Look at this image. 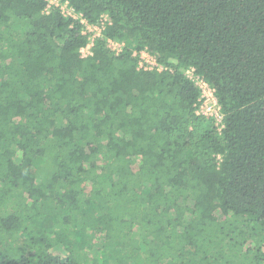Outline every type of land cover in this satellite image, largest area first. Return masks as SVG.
<instances>
[{"label":"trees","instance_id":"trees-1","mask_svg":"<svg viewBox=\"0 0 264 264\" xmlns=\"http://www.w3.org/2000/svg\"><path fill=\"white\" fill-rule=\"evenodd\" d=\"M63 1L110 17L91 56L47 0H0V264H173L217 234L264 264V0Z\"/></svg>","mask_w":264,"mask_h":264},{"label":"built area","instance_id":"built-area-1","mask_svg":"<svg viewBox=\"0 0 264 264\" xmlns=\"http://www.w3.org/2000/svg\"><path fill=\"white\" fill-rule=\"evenodd\" d=\"M51 9H59L65 17H71L73 20H77L83 26V34L89 37V44L82 48L81 54L83 57H88L93 54L92 47L94 46L97 38L103 37V32L106 29V25L109 21L108 15H102L100 20L96 24H91L81 14H77L74 9L70 7L68 1L63 0H47L46 12L49 13ZM107 48L116 56L120 55L126 48L125 42H118L112 39H106ZM139 67L144 70H153L155 68L163 69L152 56L147 52H142L139 60ZM186 76L190 78L200 89V105L197 107V115L213 117L217 122L222 121L221 108L218 104V100L215 95V90L203 80L200 76L196 75L194 68H189L186 72Z\"/></svg>","mask_w":264,"mask_h":264},{"label":"rangeland","instance_id":"rangeland-1","mask_svg":"<svg viewBox=\"0 0 264 264\" xmlns=\"http://www.w3.org/2000/svg\"><path fill=\"white\" fill-rule=\"evenodd\" d=\"M126 43V42H125ZM55 219V218H54ZM240 228L246 229L245 226ZM210 232L213 234L216 233V227H210ZM250 232V229L248 230ZM217 238H213L215 245L206 246L202 249V252L192 257H183L176 260L173 264H246L242 262L245 257H248L247 254L239 251V248L234 247L233 244L239 243L236 240H230L231 238H224L220 234H217ZM248 238V236L246 237ZM77 244L84 245V242H80L78 239ZM251 257V255L249 256Z\"/></svg>","mask_w":264,"mask_h":264}]
</instances>
